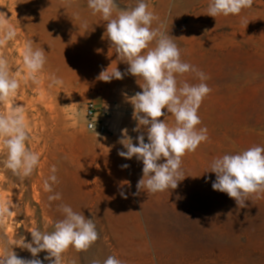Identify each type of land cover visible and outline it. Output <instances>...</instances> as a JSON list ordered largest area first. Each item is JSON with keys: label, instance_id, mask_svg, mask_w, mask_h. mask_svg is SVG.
Returning a JSON list of instances; mask_svg holds the SVG:
<instances>
[{"label": "rangeland", "instance_id": "374dc122", "mask_svg": "<svg viewBox=\"0 0 264 264\" xmlns=\"http://www.w3.org/2000/svg\"><path fill=\"white\" fill-rule=\"evenodd\" d=\"M146 2L158 17L152 27L170 36L182 61L210 77L204 82L212 89L198 110L202 123L197 128L208 129V140L182 157L185 178L177 188L155 194L136 187L142 161L118 155L126 151L119 143L125 128L134 144L140 134L148 142L143 127L133 131L137 121L130 102L144 81L131 74L111 82L98 79L108 67L122 73L129 67L107 39V21L93 15L87 0H0V39L5 40L0 56L20 85L10 101L0 103V111L23 105L26 144L40 157L33 173L21 178L4 167L7 154L0 151V206L5 209L0 252L13 247L18 257L33 259L18 247L21 238L31 241L35 228L53 230L64 218L60 206L69 205L94 219L99 239L87 251L70 247L65 264H91L109 255L124 264H264V192L250 194L247 207L240 208L226 193L213 190L216 174L210 171L217 157L264 147V0H253L239 15L216 17L207 15L211 0ZM116 3L127 9L137 0ZM117 15L114 10L113 18ZM9 28L15 37L5 39ZM28 42L34 50L43 48L46 57L34 80L23 62ZM176 78L178 87L201 82L192 72ZM89 104L107 125L103 134L86 127ZM163 111L160 119L173 124L174 117ZM123 164L129 167L122 169ZM57 193L60 199H49ZM47 255L38 254L43 264H49Z\"/></svg>", "mask_w": 264, "mask_h": 264}, {"label": "clouds", "instance_id": "9594fccd", "mask_svg": "<svg viewBox=\"0 0 264 264\" xmlns=\"http://www.w3.org/2000/svg\"><path fill=\"white\" fill-rule=\"evenodd\" d=\"M87 4L93 15L99 13L107 21V39L121 61L129 65L126 73H122L117 67L109 72L108 67L100 72L98 79L111 82L131 74L144 81L140 85L142 92L135 93L130 102L134 108L133 119L137 121L133 131L140 132L143 127L148 142H145L144 134H140L136 137L138 144H134L125 128L119 143L126 151H120L118 155L129 160L135 156L142 161L143 176L136 185L138 190L155 194L176 189L178 182L185 178L181 168L182 157L195 152L202 142L208 140V129H198L197 126L202 123L198 110L212 91L204 82L210 77L190 63L182 61L180 49L170 36L159 28L152 27L153 21L158 17L148 10L146 0H137L134 7L127 9H120L116 0H87ZM252 5L253 0H211L207 15H239L243 9L251 8ZM114 10L118 11L115 18ZM2 25L3 21L0 20V26ZM15 34V30L9 28L5 39L14 38ZM153 41L155 47L149 48ZM4 42V39H0V45ZM23 62L34 80L46 63L44 49L34 50L31 42H28ZM189 72L195 73L201 82L189 84L185 81L178 87L177 75ZM53 82L62 84L61 80L55 78ZM19 86V82L9 75L6 59L0 56V103L10 101ZM164 109L174 117L173 124L160 119L166 116ZM23 112V105H14L8 112L0 111V151H6L7 154L3 164L21 178L30 176L40 160L39 154L26 144L29 135ZM89 128L95 130V124H89ZM161 160L164 162L161 163ZM128 167V164L121 165L122 169ZM210 167V171L216 174V180L212 182L213 190L226 193L240 208L247 207L245 201L250 194L264 192L262 146H253L236 154H224L215 158ZM55 171L53 166L52 172ZM50 180L56 182V176L52 175ZM44 187L46 191H51L48 181H45ZM135 194L138 195L139 191ZM121 196L127 198L124 192H121ZM60 198L59 193L49 197L50 200ZM60 210L64 218L55 222L53 230L41 231L35 228L30 232L31 241L21 238L18 247L28 250L33 259L18 257L11 247L0 252V264H43L38 258L41 252L48 253L44 259L49 264H65L63 255L70 247L77 252L87 251L99 239L93 218H86L82 212L74 211L69 205H61ZM4 211L0 206V216ZM91 264L124 262L109 255L102 261L93 259Z\"/></svg>", "mask_w": 264, "mask_h": 264}, {"label": "built area", "instance_id": "2783aa9c", "mask_svg": "<svg viewBox=\"0 0 264 264\" xmlns=\"http://www.w3.org/2000/svg\"><path fill=\"white\" fill-rule=\"evenodd\" d=\"M98 110L93 104H89L85 109V121L88 130L95 132L96 134H103L107 130V125L103 120L98 119ZM89 124H95L94 128H89Z\"/></svg>", "mask_w": 264, "mask_h": 264}, {"label": "bare ground", "instance_id": "6f19581e", "mask_svg": "<svg viewBox=\"0 0 264 264\" xmlns=\"http://www.w3.org/2000/svg\"><path fill=\"white\" fill-rule=\"evenodd\" d=\"M10 228V227H9ZM8 231V230H7ZM1 248V247H0Z\"/></svg>", "mask_w": 264, "mask_h": 264}]
</instances>
